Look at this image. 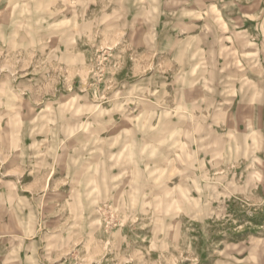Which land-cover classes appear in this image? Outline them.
<instances>
[{"label":"rangeland","instance_id":"obj_1","mask_svg":"<svg viewBox=\"0 0 264 264\" xmlns=\"http://www.w3.org/2000/svg\"><path fill=\"white\" fill-rule=\"evenodd\" d=\"M0 264H264V0H0Z\"/></svg>","mask_w":264,"mask_h":264}]
</instances>
